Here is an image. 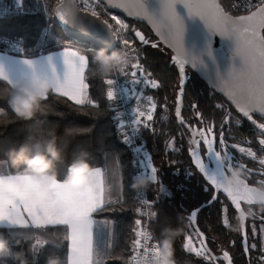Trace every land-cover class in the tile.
Wrapping results in <instances>:
<instances>
[{
  "label": "snow or ice",
  "instance_id": "1",
  "mask_svg": "<svg viewBox=\"0 0 264 264\" xmlns=\"http://www.w3.org/2000/svg\"><path fill=\"white\" fill-rule=\"evenodd\" d=\"M177 3H183L188 10L189 15L200 16L208 29L213 34H219L222 37L234 38L235 49L234 55L239 56L240 65H233L226 76L218 75V79L213 82L226 94L229 103L234 104L236 109L243 117L252 121L259 130L257 143L264 151V122H258L253 119L254 113L259 112L264 116V0H259L256 5L248 6V14L241 16L230 15L221 6L218 0H161V14L156 15L150 12L146 5V0H108V4L125 9L129 15L142 16L153 24L157 30V35L168 44L176 52L174 59L179 64L180 84L185 83V65L191 63L195 67L197 60L200 58L190 54L184 47V21L177 13ZM61 8L59 15L62 21L66 23L85 28L84 20L80 13V8L76 6L73 0L65 6L64 3L58 5ZM101 7L99 0L96 4H83V11L91 10L92 17H100V12L96 10ZM255 8V10H251ZM103 10V9H102ZM110 15V14H109ZM117 27L109 24L108 20H102L103 24L108 28L112 36H118L121 32L128 29V25L123 21L113 17ZM135 35L143 43H148L144 33L135 30ZM125 47H129V41H123ZM209 54H211V40H209ZM134 51V49H133ZM63 58L66 64L64 78L61 79L56 73L53 66L51 78L55 82L53 93L71 102L78 109L84 110L91 106L99 108V102L89 93L90 83L86 76V70L89 68V56L82 54L80 51L65 47L63 50ZM51 62V57H49ZM25 63L35 67V62L27 59ZM132 67L141 69L136 63ZM2 75V74H0ZM127 75V74H126ZM132 82H140L150 84L152 87L158 86V81L152 79L137 80V72H131ZM8 81L14 82L9 75L5 77ZM110 87L107 90V98L114 101L117 98V91L114 87L115 81L108 79L106 81ZM184 88H179L177 96L176 115L184 122L180 114V105ZM138 100L142 98V94H137ZM151 100V97H149ZM155 104L149 105L148 111H139L136 109L137 117L147 116L152 118V109ZM217 108L223 112L218 129L215 121H210L204 129H193V135H199L203 142L207 145V150L212 154L215 166L209 168L201 160L199 153L193 150V157L196 165L204 176L211 182L215 190H222L230 198V202L234 205L235 210L241 207L243 201L251 202V185L246 183L240 190H233L223 186L224 178L236 168V163L230 154L225 138V127L228 126L231 131L232 113L225 108L224 104L217 105ZM197 116H201L200 112H196ZM241 121L236 120L239 124ZM133 127L139 129V125L143 123L138 118L133 122ZM87 131H90L87 130ZM121 132L126 142H131L130 135L127 130V121L121 120ZM217 137L221 150H216ZM198 143V142H196ZM251 143V141H247ZM234 147L245 154L247 157L258 160L260 170L264 171V156H258L252 147H243L237 143ZM115 160V157L113 158ZM150 167V165H149ZM238 167L243 168L246 172L252 170L246 164L239 163ZM157 169L151 167V174L156 179ZM264 181H260L262 183ZM55 187L58 189L57 195L65 201L66 208L63 211H57L54 202L40 188L39 179L33 177L27 172H18L14 174L9 169L7 173L0 171V226L10 225L16 228L35 227L38 229L47 228L51 225H62L64 228L63 238L68 241L70 247V255L68 264H98L101 258L105 260L112 253V242L109 236L111 225L114 223L107 218L98 219L103 212L111 208L115 204L123 205L122 184L115 185L117 191L121 193L119 196L113 195V184H109L106 180L105 170L96 167L95 182L88 188L74 191L66 184L57 183ZM212 202H217V197L209 194ZM145 207L151 208V202L142 201L141 206L134 211L142 216H153L150 211H145ZM205 207H210L207 203ZM197 211L191 213L194 220ZM222 223L228 224L227 206L222 207ZM264 219V218H262ZM243 222V220H242ZM135 227L132 229L134 239L131 241V252L129 256L135 259L138 251L145 246V237L147 229L143 226L141 219H135ZM255 230V226H253ZM264 231V228H262ZM197 235L203 237L204 233L197 230ZM188 250L200 256H208L210 264L214 261V257L210 255V250L206 248L204 239L200 240V246L196 247L192 244V238L188 237ZM42 241H37V246ZM245 244L244 250L249 247L254 248L256 245H247L246 237L243 240ZM224 259L228 264H232V259L227 251L223 252ZM261 264H264V256L261 257Z\"/></svg>",
  "mask_w": 264,
  "mask_h": 264
},
{
  "label": "trees",
  "instance_id": "2",
  "mask_svg": "<svg viewBox=\"0 0 264 264\" xmlns=\"http://www.w3.org/2000/svg\"><path fill=\"white\" fill-rule=\"evenodd\" d=\"M224 8L230 11L231 0H220ZM60 1L52 0L53 8ZM27 9H35L36 0H25ZM50 6V4H49ZM106 7V6H105ZM104 8V7H103ZM52 11V9L50 10ZM54 11V10H53ZM52 11V12H53ZM54 13V12H53ZM126 22V17L116 13ZM100 16L105 19L106 14ZM127 23V22H126ZM146 28V33L150 34L151 40L155 39L150 28L141 23ZM128 25V24H127ZM46 26L45 12L43 9H37L36 12L18 13L10 16L0 17V38H17L21 40L24 53L21 56L33 57L38 55L37 44L42 38V31ZM129 26V25H128ZM51 37L45 41L44 52H51L65 47H72L82 54L89 56V68L86 70V76L90 83L89 93L99 102V108L89 106L84 110L78 109L71 102H66V99L51 93L49 103L54 109L45 115H38L32 120H15L8 124L6 128L0 129V171L7 173L11 168L3 157L5 151L13 143H19L30 132L41 130L49 127L52 124L58 126L59 131H63L65 126H79L80 128L90 129L78 133L70 138L67 143L66 154L70 161L75 153L81 149L88 151L89 160L95 167H101L105 170L106 180L109 184H113V195L119 196L115 185L122 184V199L123 205L115 204L98 219L107 218L114 222L111 225L109 236L113 245L111 255L105 260V264H123V261L117 256L122 254L128 257L131 247V239L134 236L132 229L135 227L134 221L137 213L134 211L138 205L135 199V192L130 187L133 180V167L129 148L123 142L120 131L117 129L115 122L116 110L113 104L107 98V90L109 85L106 81L110 78H98L91 74V56L98 50L89 44H82L67 37L57 22L52 18ZM127 38L131 40V46L135 48L136 56L142 73L148 79L158 81L157 87H152L150 84L143 88L145 96H152L156 101V110L150 120L144 119L140 124L141 144L142 147L159 154L166 165H170L165 173L173 185L181 186L178 189L179 197L161 196L155 198L154 192L150 193V198L153 199V211L157 213L152 219V232L158 240L160 228L164 224H177V216L181 214V222L184 226V231L176 238L175 248L176 257L180 264H210L206 260H202L195 253L187 251L184 247L186 234L190 230L191 223L188 215L192 210L204 201H208L209 194L212 189L205 188V182L200 178V175L195 170L191 158L188 154V133L177 123L175 117V98L179 87V72L178 67L173 61V53L166 46L159 43L156 46L151 44L143 45L135 37H133L130 26L125 32ZM187 84L185 88L184 103L186 110L183 111L185 119L188 121L191 115V107L196 106V110L210 117H221L223 112L217 108V105L224 104L227 109V104L223 103L224 97L217 91L212 89L197 73L186 67ZM0 83H4L0 81ZM145 100L143 101L144 104ZM0 106L6 107L4 101H0ZM232 116L237 114L235 109H230ZM239 124L232 123L231 132L243 133L246 128V120L240 115ZM259 120L261 118H258ZM115 157V160L113 159ZM169 162H173L170 164ZM165 170L162 166L161 171ZM67 172V164H63L59 168V178L63 179ZM162 173V176L166 175ZM165 177V176H164ZM224 202L217 199V202L210 204V207H204L200 210L197 222L203 232L212 236L219 237V241L230 244V237H234L236 229L232 225H224L222 223V207ZM0 231H4L12 242L16 245L18 238L26 237L28 233H39L44 236L49 235L51 231L58 233L64 232L62 225L48 226L47 228L38 229L35 227L28 228H8L0 227ZM28 241H25L23 247L28 246ZM240 245V244H239ZM237 245L234 250L235 255L246 258L243 248ZM234 247L235 245L232 244ZM261 248V245H258ZM69 243L62 236L60 245L57 246L53 242H48L40 248L35 257L36 264H45V260L50 255H57L64 259V264H68ZM242 252V253H240ZM251 253V250H250ZM244 264L248 263L245 259Z\"/></svg>",
  "mask_w": 264,
  "mask_h": 264
},
{
  "label": "clouds",
  "instance_id": "3",
  "mask_svg": "<svg viewBox=\"0 0 264 264\" xmlns=\"http://www.w3.org/2000/svg\"><path fill=\"white\" fill-rule=\"evenodd\" d=\"M70 2V0H69ZM68 2V3H69ZM68 3H65L67 6ZM134 60L133 51L127 47L114 48L111 51L107 47L96 50L91 56V74L98 78H108L116 73H124ZM0 101H4L6 107L0 106V129L6 128L15 120H32L38 115H45L53 112L49 103V96L53 93L55 82L47 73H41L33 67L31 75L16 80L8 81L6 68L0 65ZM89 129L79 126H65L61 132L56 124L47 128L30 132L19 143H13L5 151L2 158L11 168L18 172H27L39 179L40 188L54 202L57 211H63L66 203L57 195V183L66 184L74 191L88 188L95 182L96 167L89 160V153L81 149L75 153L69 161L66 148L70 138L78 133ZM67 164V172L63 179L59 178V168ZM246 171L234 168L223 180V186L233 190H240L246 183L244 177ZM156 182L153 175L137 174L133 177L130 187L135 193H143ZM252 201L248 206H242L237 210L236 226L239 227L242 220L253 215L251 205L258 204L264 210V182L259 185H251ZM243 201V198H242ZM150 213L156 216L155 211ZM177 224H164L159 231L155 247L149 243L155 238V234L147 230L145 246L147 251H138L136 258L125 257L120 254L118 259L123 264H180L176 257L175 241L184 231L181 222V214L177 216ZM56 226V225H51ZM63 234L51 231L44 236L39 233H28L26 237L18 238L17 246H13L9 237L4 231H0V264H36L35 257L40 248L48 242L57 246ZM25 241L28 246L23 247ZM37 241L42 243L37 246ZM45 264H64V259L57 255H50L46 258ZM98 264H105L101 258Z\"/></svg>",
  "mask_w": 264,
  "mask_h": 264
},
{
  "label": "water",
  "instance_id": "4",
  "mask_svg": "<svg viewBox=\"0 0 264 264\" xmlns=\"http://www.w3.org/2000/svg\"><path fill=\"white\" fill-rule=\"evenodd\" d=\"M106 8L114 13H118L123 15L126 18H132L135 21L141 22L146 24L150 30L152 31L153 35L155 36L154 40L149 39L148 43H143L139 40V38L135 35L136 39L141 42L143 45L151 44L153 46L158 45L159 43L163 44L166 46L170 51L173 53V61L175 62L176 66L179 69V64L176 62L174 57H176V52L174 51L173 48H171L168 44H166L159 35H157V30L155 27H153V24L149 22V20L145 17L142 16H133L129 15L128 12L120 7H115L112 5L108 4V0H99ZM69 0H61L55 7V20L57 24L60 26L64 34L75 40L76 42L82 43V44H89L93 47H96L97 49H100L102 47H107L109 51H111L114 48H118L119 45V38L118 36H112L111 33L109 32L108 28L103 24L102 20L103 19L101 16L100 17H92L91 12H84L83 10H80V15L85 18L84 20V25L85 28L81 29L78 26L66 23L65 21H62L60 19L59 12L61 10L60 7H58L59 4L61 3H68ZM74 4L78 6L77 0H73ZM218 2L221 4V6L224 8L223 4L221 3L220 0ZM146 5L147 8L150 12L159 15L161 14L162 11V4L161 0H146ZM225 9V8H224ZM176 10L177 13L183 18L184 21V47L185 49L192 55L199 57L200 59L197 60L195 67L192 66L191 63L185 65V83L180 84L179 80V87L177 89V94L175 98V117L177 120V123L181 125L182 127H185L190 134L189 141H188V154L191 158L193 166L196 168L197 172L202 176L203 180L207 182L209 185H211V182L207 179L206 176L203 175V173L199 170V168L196 165L195 159L193 157V150H196L199 155L201 160L205 163L206 166H209L210 168H214L215 166V161L212 156L207 150V145L203 142L201 137H197L196 135H193V129L197 130L196 125H192L189 123L184 115H183V110L185 108V103H184V97H185V88L187 84V71L186 67L190 68L193 70L195 73L199 75L205 82L215 91H217L219 94H221L226 100V94L221 91V89L217 86H214V83L218 79V75H224L226 76L229 69L235 64L237 66L240 65L241 61L239 56L234 55V49H235V40L234 38H228V37H222L218 33L213 34L205 24L204 20L198 16V15H189L187 8L183 3H177L176 5ZM255 10V8L253 9ZM230 15L233 16H241V15H247V13H241V14H235L227 9H225ZM110 24V23H109ZM209 40H211V54H209ZM183 87L184 88V93L182 96V103L180 105V114L184 119V122L182 123L180 118L177 117L176 115V107H177V96L179 95V88ZM232 106L235 107L234 104H231ZM236 108V107H235ZM243 117V115L241 114ZM245 120L250 122L253 126L256 127L255 124L252 123V121L248 120L247 118L243 117ZM258 118H261L264 120V116H262L259 112L254 113L253 119L258 121V122H264L259 120ZM257 128V127H256ZM258 129V128H257ZM198 142V143H196ZM212 186V185H211ZM214 189V186H212ZM222 193L229 201L230 198L227 196L226 193H223L222 190H215L212 194V196L218 197V194ZM244 203H248L247 201H242ZM210 205L213 203L210 199L208 201L202 202L200 205H198L196 208L192 210L199 211L197 212L196 218L193 220L191 218V214L188 215V218L190 220V223L197 233V230L200 232H203L197 222V217L202 208L205 207V204ZM191 212V213H192ZM242 235H243V240L246 237L247 238V231H246V225L244 222H242ZM203 237H200L201 239H204L206 247H208V242H207V234L205 232ZM247 244V240H246ZM245 244H243V247L245 248ZM248 252V250L246 251ZM228 264V262H226ZM232 264H234L232 262Z\"/></svg>",
  "mask_w": 264,
  "mask_h": 264
},
{
  "label": "flooded vegetation",
  "instance_id": "5",
  "mask_svg": "<svg viewBox=\"0 0 264 264\" xmlns=\"http://www.w3.org/2000/svg\"><path fill=\"white\" fill-rule=\"evenodd\" d=\"M126 22L130 26L134 37H135V31L133 29L144 33V35L146 37L147 36L151 37L150 34L146 33L147 30H146V28H144L142 26L141 22L135 21L132 18H126ZM223 100H224L223 103L229 105V106H227V110L230 111V109H235L237 112L235 117L236 118L240 117L241 113H239V111L234 106H232L231 103L228 102V100H226L225 98ZM184 110H186V108H184ZM196 112H199L198 110H196V106L191 107V112H190L191 115L189 116L188 122L191 123L192 125H196L197 130L204 129L206 124L210 121H215V123L217 125V129H218V126L220 123L219 117L214 118V117L206 116L200 112L202 114V117H201V116H197ZM260 120L264 121L263 119H260ZM246 122H247L246 128L244 129L243 133H241V132L240 133L230 132V131L226 130L227 128H225V138L227 140L228 150L233 157V161L237 162L236 168H240V167H238L239 163L246 164L247 167L249 169H251L252 171L247 172V175L244 177V179H246V181L249 185H259L260 181H264V171L260 170L259 161L253 160V159L247 157L245 154L241 153L238 148L234 147V145H236L237 143L241 144V146H243V147H249L250 146L253 148L254 151L257 152L258 156H264V151L261 150L260 145L257 143V137L259 135V130L255 126H253L250 122H248L247 120H246ZM182 128L184 130H186V132L188 133V141H189V137H190L189 131L185 127H182ZM196 136L200 137L198 134ZM247 141H251V143L249 144V143H247ZM215 147H216L217 151L221 150L218 137H217V143H216ZM207 167H209V166H207ZM240 169H242V171H245L243 168H240ZM195 170H196V168H195ZM229 174H230V172H229ZM200 178L203 179L201 175H200ZM204 182H205V180H204ZM205 188L206 189L211 188L212 189L211 195L213 194L214 189L207 182H205ZM217 199H221L224 202L223 206H227V208H228L227 219L229 222L227 225L230 224V225L234 226V228L237 231H236V234L234 237H230V239H231L230 244H228L226 242L228 239L227 240L225 239V242L220 241V247H218V248H215L213 245V242L215 240L214 237L216 238V236L212 237L210 234H207L208 247H206V248L210 250V255L212 257L216 258V259H214L212 264H226L227 261L223 257L224 251H227L229 253V256L231 257L232 262L234 264H244L245 259L248 260L247 264H261V257L264 256V245H263L264 231H262V228H264V219H262V218H264V210H261V208L259 207L258 204L253 203L251 205V207H252L254 214L248 216L247 219L243 221L246 225L247 245H253V244L256 245V247H254V248L249 247L248 252H246L244 250V247H243V235H242V229H241L242 222L240 223L238 228L236 226L237 210H235L234 205H232L231 202L222 193L218 194ZM242 206H248V203L242 202ZM253 226H255V230H253ZM216 239L219 241V237ZM232 244H234L235 246L233 247ZM259 244L263 247L258 248ZM237 245H239L240 248L241 247L243 248V252H244V255L246 257L245 259L242 256L235 255L234 250L237 248ZM250 250H251V253H250ZM240 253H242V252H240ZM206 262L210 263L208 258H207Z\"/></svg>",
  "mask_w": 264,
  "mask_h": 264
},
{
  "label": "built area",
  "instance_id": "6",
  "mask_svg": "<svg viewBox=\"0 0 264 264\" xmlns=\"http://www.w3.org/2000/svg\"><path fill=\"white\" fill-rule=\"evenodd\" d=\"M85 2L88 4L94 5L96 4L97 0H77L78 7L81 10L83 9V4ZM36 3H37L36 9L29 11L26 7L25 0H0V17L10 16L13 14H18V13L36 12L37 9H43V11L45 12V18H46V26H45L43 33L46 35V33L48 32V27L50 26V24H52L51 21L53 17H54V21L56 22L55 15L54 13L53 15H50L49 11H47L46 6H48V2L46 0H36ZM258 3H259V0H231L230 1V12L235 13V14L247 13L249 10L248 6L250 4L256 5ZM100 5H102V8L101 7L96 8L98 12L100 9L101 10L103 9L104 12L112 15L113 12L109 11L101 2H100ZM253 9L254 8H252L251 10ZM87 12H91V10ZM118 38H119V45H118V48H119L120 42H121L119 35H118ZM36 49L39 54L43 53L45 49V42L43 41L42 38L40 42L37 44ZM0 51H4V52L15 54V55H20L24 53L21 40L17 38H0ZM114 75L111 76V79L116 82L114 87L116 88V91H117V98L113 101V103L116 109V119L118 120L120 127H121V120L127 121V130L130 135L131 142L130 143L126 142V145L129 148V152L131 155V162H132V167H133V177L140 173L147 175V169H146L147 164H145L144 153H143L142 144H141L140 125H139V129H136L133 127L134 125L132 123L136 119L135 113L133 111V108H134L133 105L137 106L138 103L143 105V98L139 100L137 98V101L132 103L123 80L119 79L118 77L115 78ZM135 199H136L138 207L141 206L142 201L151 202V208L149 209L148 207H145V211H150V210L153 211L152 199L149 196L148 190L143 193H136ZM137 219H141L143 226L147 230L152 232L153 216L149 217V216H142L140 214H137ZM149 243L151 244L152 247H155L157 243V239L154 238ZM143 250L144 249H141V251ZM131 255H132V252H131V247H130V253L128 257Z\"/></svg>",
  "mask_w": 264,
  "mask_h": 264
},
{
  "label": "rangeland",
  "instance_id": "7",
  "mask_svg": "<svg viewBox=\"0 0 264 264\" xmlns=\"http://www.w3.org/2000/svg\"><path fill=\"white\" fill-rule=\"evenodd\" d=\"M46 1L48 2V6H46V9H47V11H49L50 15H53V12H55V8H53V6H51V1L52 0H46ZM58 1H61V0H58ZM49 4H50V6H49ZM35 9H36V7H35ZM51 9H52V11L53 10L54 11L53 12L50 11ZM99 12H100V14H102V13H105L106 14L105 20H108V22L111 25H113V27H117V25H116L115 20L113 19V17H115V18L123 21L125 24H127L125 22V20H123L119 15H117L116 13L113 14L114 12L112 13L113 16L107 14L106 12H104L101 9L99 10ZM51 25L52 24H50V26L48 27V32L46 33V35L43 33L44 30L42 31V39H43V41L46 39L45 41L47 42V40L51 37V35H52L51 34V29H50ZM125 32L126 31H123V32H121L119 34V37L121 39V42H120V46L119 47H125L123 41L124 40H128L129 41V47L128 48H130L132 51L134 49V51H133L134 60H133L132 64L129 66V68L124 73H116V75H114V76H115V78L118 77L119 79H122L123 80V82L125 84V87H126V89L128 91L129 97L131 99V102L134 103L135 101H137V94H142V97H144L143 88L146 85H148V84H146V83H140V82H132L133 77L131 76V72H133V71H136L137 72V77L135 78L137 80H145V79H148V78L146 77L145 74L142 73V71L140 69H137V68L132 67V65L138 63V60H137L135 48L131 46V40L129 38H127ZM109 79H111V77ZM149 97H151V100H149ZM144 100H145V102H144L143 105H141L140 103H138L137 106H134L133 105V107H134L133 108V111L135 113V118L136 119L138 118L140 121H143L144 119H148V117L147 116L137 117V113H136V109L137 108H139V111H148L149 110V105L152 104V103H154L155 104V108L151 110L152 111V116H153L154 113H155L156 107H157L156 101H155V99L152 96H150V95L149 96H145V99ZM111 102H112V104L114 106L113 101H111ZM113 108L115 109V106ZM232 117H233L232 123L237 124L236 123V120L238 118H236L235 116H232ZM114 119H115V122L117 124V129L121 133L122 140L126 144V141L124 140L123 134L121 132V127L119 125L118 120L116 119V113H115V118ZM225 128H227L226 130L229 131L228 126H226ZM140 136H141V134H140ZM142 149H143V153H144L145 164H147V166H146L147 174H150L151 173V167H155L157 169L156 182L154 183L157 191L156 190L154 191L153 188L151 187V188L148 189L149 195H150L151 192L152 193L154 192V194L157 192L158 193L157 194L158 196L155 195L154 196L155 198H158V197H161V196H172V195H176V197H179L180 194L178 192V189L181 188L180 184H179V186L173 185V183H171L170 182V179L168 178V174L165 173V171L168 170V168H169L170 165H166L165 162H164V160H163V158L159 154H157L156 152L151 153L150 151L145 150L143 147H142ZM159 162H160V164L163 166V168L165 170H162L161 171L162 166L161 165L157 166V163H159ZM169 163L172 164L173 162H169ZM149 165H150V167H149ZM161 172L166 174V175H164L165 177L162 176ZM152 204H153V202H152ZM136 219H137V215H136ZM189 236L192 238V244L194 246H196V247H199L200 246V237L197 235V233L195 232V230L193 229V227H191L190 230L188 231V233L186 234V237H185V240H184V247H185V249L187 251H189L188 250V247H187V245L189 243V241H188V237ZM212 237H214V236H212ZM133 238H134V236H133ZM133 238L131 239V241L133 240ZM214 239H215L214 242H213L214 247L215 248L220 247V241H218L215 237H214ZM263 245H264V241H263ZM261 247H263V246H261ZM196 256L198 258L202 259V260H207V258H208L207 255L200 256V255H197L196 254Z\"/></svg>",
  "mask_w": 264,
  "mask_h": 264
},
{
  "label": "crops",
  "instance_id": "8",
  "mask_svg": "<svg viewBox=\"0 0 264 264\" xmlns=\"http://www.w3.org/2000/svg\"><path fill=\"white\" fill-rule=\"evenodd\" d=\"M63 50L64 48L51 52H44L33 57H26L0 51V65H3L6 68L8 75L13 80H19L31 75L33 66L25 63V60L30 59L35 62V68L41 73H47L50 75L54 66L56 73L61 79H63L67 67L63 58ZM49 57H51V62L49 61ZM159 165H161L160 162L157 163V166ZM151 187L154 191H157L154 183L150 186V188ZM157 194L158 193L156 192L154 195L158 196ZM0 227L14 228V226L10 225ZM70 251L69 247L68 257L70 255Z\"/></svg>",
  "mask_w": 264,
  "mask_h": 264
}]
</instances>
